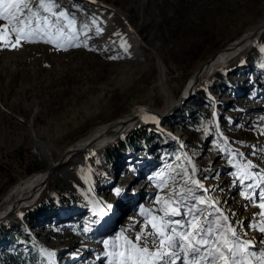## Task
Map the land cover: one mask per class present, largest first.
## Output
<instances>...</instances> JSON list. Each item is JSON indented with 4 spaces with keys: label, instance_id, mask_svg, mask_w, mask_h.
<instances>
[{
    "label": "rangeland",
    "instance_id": "obj_1",
    "mask_svg": "<svg viewBox=\"0 0 264 264\" xmlns=\"http://www.w3.org/2000/svg\"><path fill=\"white\" fill-rule=\"evenodd\" d=\"M28 2L53 27L41 21L15 48L0 42V207L14 184L60 161L97 126L143 107L161 116L58 166L33 205L0 220V264H118L131 249L125 240L137 243L173 188L187 186L181 169L208 189L197 196L216 202L204 216L224 222L217 236L251 241L237 260L260 264L264 34L181 99L206 59L263 19L264 0H55L54 11L75 19L71 27Z\"/></svg>",
    "mask_w": 264,
    "mask_h": 264
},
{
    "label": "snow or ice",
    "instance_id": "obj_2",
    "mask_svg": "<svg viewBox=\"0 0 264 264\" xmlns=\"http://www.w3.org/2000/svg\"><path fill=\"white\" fill-rule=\"evenodd\" d=\"M58 7L60 5L55 3V0H48L47 3L45 0H39V8L55 17L56 25L60 24L61 18L67 22L68 27L75 25V19L69 18L66 10H53ZM33 20L36 23L35 28L31 27ZM41 21L44 22L45 28L53 27L49 15L41 16L38 10L30 7L28 0H0V42H3L5 47H17L29 30L37 33L41 31ZM84 27L87 28L88 25ZM56 31L64 35V27H56ZM44 34L48 35L47 32ZM13 35L16 37L15 43L12 42ZM75 35L73 29L69 39H74ZM46 42L55 41L49 37ZM192 170L197 171L195 165H192ZM179 174L187 186L182 185L179 192L173 188L172 196L162 201L163 208L159 211L163 212V216L160 217L159 223L153 216L146 230L135 237L137 243L125 240V247L131 245V249L127 256L123 251L117 254L121 258L118 264H177L178 261L180 264H214L217 259L223 260V264H241L237 256L244 257L247 254V249L241 251L243 245L255 246L251 241H240L233 245L222 231L217 236L224 222L212 218L218 215L215 212L204 216L207 207L215 208L216 202L213 200L209 204L202 195H196L197 191H208L200 179H193L185 169H181ZM260 199L264 201V196ZM259 207L264 208V202L260 203ZM175 217L179 219H174ZM201 217H204V220ZM259 231L264 234V226H261ZM231 235L236 237L237 230L231 229ZM104 243L107 244V241ZM149 243L154 246V250L150 249ZM225 250L231 254V259L225 255ZM257 251L261 253L260 264H264V250Z\"/></svg>",
    "mask_w": 264,
    "mask_h": 264
},
{
    "label": "bare ground",
    "instance_id": "obj_3",
    "mask_svg": "<svg viewBox=\"0 0 264 264\" xmlns=\"http://www.w3.org/2000/svg\"><path fill=\"white\" fill-rule=\"evenodd\" d=\"M263 34L264 17L261 21L248 27L244 33L237 36L235 40L218 50L216 54L206 59L185 86V92L182 96L181 103L185 100L186 96L190 97L193 92L195 93V90L203 80L209 79L221 68L228 66L229 63L237 59L239 60V58L247 54L256 43H258ZM154 54L156 53L154 52ZM157 58L160 63V58L158 56ZM175 102H173V104H175ZM181 103L179 99L177 105ZM150 109L143 107L113 124L97 126L86 136L80 138L75 145L69 147L68 152L62 154L60 161L51 165L47 170L30 175L14 184L7 191L3 199L0 207V215H2L0 220H4L9 215L15 214L21 211V209L33 205L41 196L46 182L53 174L52 172L71 158H75L77 154L89 150H104L110 146L116 138L124 136L134 127L148 121L159 120L161 115ZM59 162L60 164L57 165Z\"/></svg>",
    "mask_w": 264,
    "mask_h": 264
},
{
    "label": "water",
    "instance_id": "obj_4",
    "mask_svg": "<svg viewBox=\"0 0 264 264\" xmlns=\"http://www.w3.org/2000/svg\"><path fill=\"white\" fill-rule=\"evenodd\" d=\"M216 53H217V52H216ZM216 53H215V54H216ZM59 164H60V162H59L57 165H59Z\"/></svg>",
    "mask_w": 264,
    "mask_h": 264
}]
</instances>
